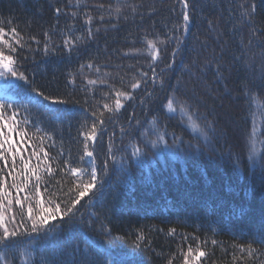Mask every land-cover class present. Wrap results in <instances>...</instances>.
I'll return each instance as SVG.
<instances>
[{
  "label": "trees",
  "instance_id": "16d2710c",
  "mask_svg": "<svg viewBox=\"0 0 264 264\" xmlns=\"http://www.w3.org/2000/svg\"><path fill=\"white\" fill-rule=\"evenodd\" d=\"M0 30V264H264V0H0Z\"/></svg>",
  "mask_w": 264,
  "mask_h": 264
},
{
  "label": "snow or ice",
  "instance_id": "6c2138e0",
  "mask_svg": "<svg viewBox=\"0 0 264 264\" xmlns=\"http://www.w3.org/2000/svg\"><path fill=\"white\" fill-rule=\"evenodd\" d=\"M184 7L187 8L188 5L185 4ZM183 19H184L185 23L187 24V22L189 21V14L187 12H185ZM2 36H3V30H0V38H2ZM0 59H8V61H9L8 63H5L2 65L4 71H0V78H6L8 76V74L10 73L11 77L14 79H17V80H23L24 79L23 75L18 74L14 68H11L9 66L11 64L10 58L0 57ZM4 87L5 88H12V87H14V85L5 84ZM39 95H40V93H37V96H39ZM43 98H44V100L49 99L48 96H44ZM53 103H63V101H53ZM4 108H5V105L0 104V109H4ZM8 130H9V132L14 131V129H11V128H9ZM201 134H203V132H201ZM2 136H4V131H3V129H0V137H2ZM89 138H91V137H89ZM163 139H164V136L160 133H157V138L155 140L150 141V143L152 144L153 147H155L158 143L163 142ZM2 147H3V145L0 144V148H2ZM131 147H132V156L138 157V156L142 155V150L140 148H137L134 144H132ZM18 151H19V149H17V152ZM125 151H126V149H125ZM88 155H91V153L89 152ZM2 158H3V154H2V152H0V159H2ZM110 158H112L114 160V163H123V158H121V160H115L114 157H110ZM5 164H7V161H5ZM106 170H107V166H105V171ZM96 179H97L96 173H95V171H93L92 175H91V181L94 182V181H96ZM13 186H15V185H13ZM91 187H92L91 183L86 184L85 185V191L80 192V196L83 197L86 194V191L89 190ZM2 191H3V189L0 188V192H2ZM17 203H19V201H17ZM60 211H61V209L59 207H57L55 214H53L51 218L55 219L56 214H59ZM71 211H72V208L69 207L66 209L65 214H67L68 212H71ZM43 223L44 224L48 223V217H44ZM23 226H24L23 224L20 225V227H23ZM0 227H3V237H4V239H0V244H3L6 239L17 236L18 229L10 232L7 227H4L2 217H0ZM36 231H37L36 225L33 224L32 232H36ZM2 259H3V257H0V260H2Z\"/></svg>",
  "mask_w": 264,
  "mask_h": 264
}]
</instances>
